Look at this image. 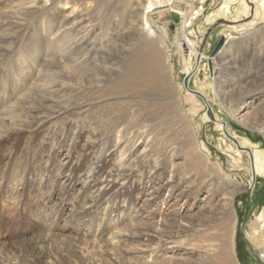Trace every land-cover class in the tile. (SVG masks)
<instances>
[{
	"label": "rangeland",
	"instance_id": "rangeland-1",
	"mask_svg": "<svg viewBox=\"0 0 264 264\" xmlns=\"http://www.w3.org/2000/svg\"><path fill=\"white\" fill-rule=\"evenodd\" d=\"M22 1L31 0H0V264H218L221 247L209 257L204 248L234 223L236 264H262L250 234L264 173H252L245 151L264 152V21L226 33L234 40L210 75L207 58L227 26L220 20H235L243 0H231L227 16L213 13L222 0H175L176 22L167 9L146 13V0L63 2L66 43L91 44L68 54L47 48L46 15ZM199 6L193 31L198 40L211 30L213 40L187 86L217 123L182 86L195 68L182 45L198 42L182 21ZM144 45L161 86H112ZM77 51L89 60L85 75L71 60ZM181 245L172 261L162 256Z\"/></svg>",
	"mask_w": 264,
	"mask_h": 264
},
{
	"label": "bare ground",
	"instance_id": "bare-ground-1",
	"mask_svg": "<svg viewBox=\"0 0 264 264\" xmlns=\"http://www.w3.org/2000/svg\"><path fill=\"white\" fill-rule=\"evenodd\" d=\"M73 1L74 0H45V3L43 4V6H41L38 4L39 2H37L36 0H31L30 2H25V1L23 2L22 1L23 3L20 4L24 10H33V11H37V12L40 11L39 12V13H41L40 16L46 15L47 27H48L47 31L50 32V30H52L50 33H51V36L54 37V39H52V40L46 38L45 44H46L47 48L57 47V51H60L62 53L64 52L67 54L70 53L72 50L76 49V47H81V46H82L81 47L82 50H87V49H85V47L86 48L89 47V49L91 50V44H87L84 42L86 40H80V39H79L80 41H78L75 46L70 47L69 44L66 43L67 42L66 39L68 38V35L64 34V32L61 31V29H63L65 26H67L69 19L65 18V17H61L60 14L57 13L58 5L60 3H63V2L69 4L70 2H73ZM96 1H99V0H96ZM230 1L231 0H222V3L217 7V9L215 11H213V13H215L217 15L219 13H223V14H225V16L231 15L230 8H229V3H231ZM248 3L251 4L252 6L249 7ZM137 6H138V10H134L132 12L130 19L137 18L139 20L138 24H136V26H138L136 31H139L142 27H144V25H143L142 20H141L142 18L140 19L141 16L138 14L144 5L143 4L141 5L140 3H138ZM240 6H241V10L239 13L237 11L238 16L235 18V20H233V21H228L226 19L221 20L220 23L225 24L227 26L225 27V29L223 31H221V32H223L221 35V36H223V44H222L220 50L216 54L219 53V55H220L222 52H226V50L229 52V42H232V40H234V38L232 37L231 33H229L228 35H226V33H228V32H239L240 30L242 31L245 29V27H250L253 24L252 22L254 20L255 21L256 20L264 21V0H246V1L243 0V2L241 3ZM23 9L21 8V10H23ZM144 9H145V6H144ZM200 9L203 10L201 7H200ZM147 12H148V10H146V13ZM173 12H175L178 16L180 15V18H182L183 14H181L178 11H173ZM201 12L202 11H200V13ZM136 15H138V16H136ZM66 17H68V16H66ZM247 18H248V20H247ZM177 20H179V19H177ZM132 21L133 20H131V22H129L128 25L125 27L126 31H129V30H131V28H133V27H131V25L133 24ZM57 24H58V26L55 28V25H57ZM210 32H211V30H208L207 32H203L202 35L198 38V42H195V41L192 42L191 39L186 40L184 42V44L182 46L184 47L183 49L185 50V53L188 57L193 56L194 58H196V56L199 54V51L194 49V47L197 48L198 45H200L202 42H205L203 51L206 49V47L208 45L207 40L209 38ZM228 36H229V39L227 40ZM92 46H93V44H92ZM139 51H140V53H137L135 50L134 54L131 57H129V59H127V61L125 60L126 61L124 63V65L126 66L125 67L126 68L125 73L124 74H118L111 81L112 86H114L116 88L121 87V86H126V85H128V87H129V85L130 86L131 85H136V86L141 85V86H144L146 88H159V86H161L162 80L160 78L161 76H160L159 68H158L159 63H158V59L154 58V52H153L152 48L149 47L148 45H144V47L141 48ZM203 51L201 52V54H199V58L201 60L205 57V55L203 54ZM76 53L78 54L79 52L78 51L75 52L74 56H72L71 60L73 59L72 62L76 61L77 64H79L82 68L84 67L82 70L80 69V71L85 75L87 73L86 72L87 71L86 66L87 65L89 66V64H88L89 60L87 58H85L86 55L83 56V58H81V59L77 58V56L75 55ZM210 60H211V66H212L213 65L212 63H214V58H211ZM198 65H197V67H199ZM197 67H196V69H198ZM78 68H80V67H78ZM207 70H208V66H207ZM208 72H209V70H208ZM78 73H80V72L78 71ZM211 73L214 74L213 66L211 68ZM211 73H209V74L211 75ZM234 144H236L238 146L239 151L243 150L245 147H248V146H246V144H247L246 141H244L242 139H239L236 141L234 140ZM245 152H246L247 156L249 157V161H250L251 166H252L251 167L252 173H254V175L263 174L264 173V152L255 151V150L254 151L248 150ZM180 229L185 230L184 228H180ZM222 237H223V240L221 241L220 244H217L216 239L211 237V239L209 240V243L206 245V248H204L205 252H206L205 253L206 256L209 257L212 252L219 249L218 247H221L222 250L220 249L219 252L217 253L218 258L221 257L220 259H218V262H217L218 264H236V262L239 263L238 254H237V250H236V242H235V223L232 227V230L229 232V234H225ZM250 238L252 241H254V243H256L258 245L260 252H261V255L259 256L258 259L264 263V208L261 211L260 215L252 223ZM177 249H178V251H180V250L184 251L185 246L181 245V246H178L176 248L172 247V246L171 247L167 246L163 250L162 256L170 262L175 257L174 251ZM190 254H192V253H190ZM209 259H211V258H209Z\"/></svg>",
	"mask_w": 264,
	"mask_h": 264
},
{
	"label": "water",
	"instance_id": "water-1",
	"mask_svg": "<svg viewBox=\"0 0 264 264\" xmlns=\"http://www.w3.org/2000/svg\"><path fill=\"white\" fill-rule=\"evenodd\" d=\"M177 17H178V15L175 12L172 11L171 12V19L174 22H176L177 21ZM216 27H217V25H214L213 26V29H215ZM204 44H205V42H202L199 45V47H198L199 54H201V52L203 51ZM222 44H223V36H220L219 39H218V41L216 42L215 46L213 47V49H212V51H211V53L209 55V58L207 59V66H208L209 73H211V68H212V66H211V60L210 59L213 58V57H215L216 53L220 50ZM199 54L195 58V68L191 72H189L187 75L184 76V78L182 80V86H183V89L186 92H188L190 94H193L194 96H197L198 98H200L204 102V104H205V106L207 108V112L206 113L210 117V120L212 122H214V123H217L216 120L212 117L210 107L207 104V102L205 101L204 97L200 93H198V92L189 90V88L187 86L190 77L193 75V73L196 70L197 65L199 64V61H200ZM219 124H221V126H222V129L221 130L223 132L224 137L226 139H228V140H233L231 138V136L228 134V132L226 131V124L225 123H219ZM254 180H255V177L252 176V183L254 182Z\"/></svg>",
	"mask_w": 264,
	"mask_h": 264
},
{
	"label": "built area",
	"instance_id": "built-area-1",
	"mask_svg": "<svg viewBox=\"0 0 264 264\" xmlns=\"http://www.w3.org/2000/svg\"><path fill=\"white\" fill-rule=\"evenodd\" d=\"M175 0H146V5H145V11L148 10L150 11L148 14L151 13V11L159 10V9H167V10H173L172 7L174 6ZM201 6L197 7V11L194 10L192 12L191 17L184 19V29L190 31V36L193 37L197 40V36L195 32L193 31V23L196 21L198 18V14ZM152 11V12H153ZM188 40V38H187ZM198 41V40H197Z\"/></svg>",
	"mask_w": 264,
	"mask_h": 264
},
{
	"label": "crops",
	"instance_id": "crops-1",
	"mask_svg": "<svg viewBox=\"0 0 264 264\" xmlns=\"http://www.w3.org/2000/svg\"><path fill=\"white\" fill-rule=\"evenodd\" d=\"M200 1H202V0H200ZM200 3H201V2H200ZM194 31H195V32L198 31L197 27H195V30H194ZM205 31H206V29H205ZM213 33H214V32H213ZM213 33H212L211 37L209 38L210 46H211V41L213 40V39H212Z\"/></svg>",
	"mask_w": 264,
	"mask_h": 264
}]
</instances>
